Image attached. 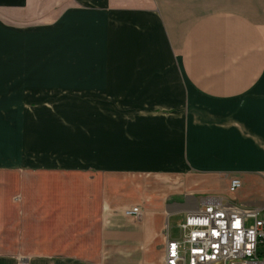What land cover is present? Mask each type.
I'll list each match as a JSON object with an SVG mask.
<instances>
[{
  "label": "crops",
  "instance_id": "crops-1",
  "mask_svg": "<svg viewBox=\"0 0 264 264\" xmlns=\"http://www.w3.org/2000/svg\"><path fill=\"white\" fill-rule=\"evenodd\" d=\"M0 11V87L57 86L88 109L69 113L81 123L67 128L74 147L29 145L0 159V173L92 187L23 190L21 207L0 194V245L24 241L0 249V264H165L170 219L206 198L264 218V0H0ZM8 19L41 20L42 35L20 37ZM122 175L182 185H171L172 202L98 188L99 177ZM135 204L140 220L123 212ZM5 229L20 236L2 243Z\"/></svg>",
  "mask_w": 264,
  "mask_h": 264
},
{
  "label": "rangeland",
  "instance_id": "rangeland-1",
  "mask_svg": "<svg viewBox=\"0 0 264 264\" xmlns=\"http://www.w3.org/2000/svg\"><path fill=\"white\" fill-rule=\"evenodd\" d=\"M41 8L37 7L35 9V14H40ZM35 20L40 18L33 15ZM0 18H4L3 12L0 11ZM5 20L4 24L6 28H18L20 32V37H25V32H30L34 36H41V20L35 22H24L23 26H17L16 21ZM20 25V23H18ZM15 30V29H14ZM6 40V45L8 46V39ZM4 56V55H3ZM51 61V60H50ZM40 64L37 67H41ZM24 75L22 82L26 83ZM14 86V85H13ZM42 88L44 90H42ZM47 88V89H45ZM73 88V87H71ZM0 159H14L18 158L23 154L22 149H28L27 146L34 145L39 146L36 152L40 153L43 146L46 149L45 153H53L52 150L65 149L66 147H74V140H70L65 137L69 129L73 126L81 125L80 122H72L69 120V113L75 110L82 113L81 110H88L85 107V101H75L74 94L70 93L63 94L60 90H57V86H29L27 84L23 86H14L9 89V87H0ZM83 104V108H82ZM89 122V118L85 120ZM65 141L63 142V139ZM60 138V139H59ZM33 140V141H32ZM43 152V151H42ZM26 172L23 171H12V172H2L0 173V194L7 191H11V200L14 205L21 207L24 205L23 190H61V189H78V188H92L88 181H83L85 178H79L73 176H67L66 178H59L56 175L50 174V176H43L41 178H32L26 176ZM30 174V173H28ZM25 175V177H21ZM32 175V174H30ZM38 175V174H33ZM34 177V176H33ZM98 188L103 187V190L112 191L115 195V200L119 201H132L136 199L148 200L154 198L167 197L169 202L175 200L174 196L170 193L171 185L178 184L182 185L180 182L172 181L170 178H162L159 176H113V177H102L98 179ZM45 181V182H44ZM49 185V186H47ZM33 186V187H32ZM100 186V187H99ZM35 193V192H34ZM50 195V194H49ZM52 196V195H51ZM139 204L135 205H125V208L140 207ZM187 214L175 215L170 219V228L174 237L178 236V224L185 219ZM21 228V226L19 225ZM18 227V228H19ZM17 234L20 236L18 231L13 233L10 230H2L3 237L1 239L2 243H7L10 241L9 234ZM4 234L6 237H4ZM14 245H0V249L12 250L15 248L16 252L19 251V246L24 242L19 237H15ZM24 263L25 261H20Z\"/></svg>",
  "mask_w": 264,
  "mask_h": 264
},
{
  "label": "built area",
  "instance_id": "built-area-1",
  "mask_svg": "<svg viewBox=\"0 0 264 264\" xmlns=\"http://www.w3.org/2000/svg\"><path fill=\"white\" fill-rule=\"evenodd\" d=\"M241 187L242 182L233 179L229 192ZM123 212L142 219L140 207ZM178 231L174 237L167 229L164 236L165 264H264V218L258 208L206 198L188 210Z\"/></svg>",
  "mask_w": 264,
  "mask_h": 264
},
{
  "label": "snow or ice",
  "instance_id": "snow-or-ice-1",
  "mask_svg": "<svg viewBox=\"0 0 264 264\" xmlns=\"http://www.w3.org/2000/svg\"><path fill=\"white\" fill-rule=\"evenodd\" d=\"M238 223V222H237Z\"/></svg>",
  "mask_w": 264,
  "mask_h": 264
}]
</instances>
